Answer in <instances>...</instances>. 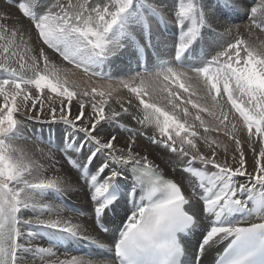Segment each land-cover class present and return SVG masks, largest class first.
<instances>
[{
    "label": "snow or ice",
    "instance_id": "1",
    "mask_svg": "<svg viewBox=\"0 0 264 264\" xmlns=\"http://www.w3.org/2000/svg\"><path fill=\"white\" fill-rule=\"evenodd\" d=\"M136 2L107 0L93 3L92 0H83L74 3L73 0H48L42 8L41 0H14V7L21 21H28L42 45L53 49L63 60L77 67L83 65L87 72L123 47V43L116 37L130 31L135 22L133 7ZM148 6L158 15L172 14L171 22L181 30L175 44L176 60L197 41L202 29L220 33L225 43L202 68L175 69L167 66L151 74L147 71L137 72L121 79L120 84L128 90V106L121 105L120 111L113 109L107 99H103L105 92H98L95 88L91 92L81 93L89 97L87 112L81 100L77 99L73 105L77 92L66 86L67 82L58 70L49 72V57L44 47L36 48L35 55L25 60L19 55L17 39L19 37L22 40L27 30L15 27L9 29L5 23H0V69L13 76L12 79L0 80V264H35L37 257L41 258L43 264H179V258L184 254L179 234L200 226L203 216H211L213 219L199 245L197 260L206 250L225 240L228 245L219 255L217 264H255L257 258L264 254V191L259 198L252 195L257 185L264 189V47L234 37L232 33L235 24L222 18V13L229 9H244L253 24L264 26V0H255L251 5L245 0H177L171 8L158 3H150ZM144 23L147 27V20ZM13 57L17 58L19 69L9 63ZM92 74L102 75L97 71H92ZM161 77L164 82H176L178 88L188 93L189 97L195 95V91L190 88L191 83L201 85V90L211 100V107L191 98L184 103L191 104L197 110L194 119L204 128L205 135L176 112L180 108L175 102L179 93L171 90L170 83L161 91L167 92L165 99L171 108L157 103L152 95V84L154 79L159 80ZM184 81H188V84ZM50 94L66 97L59 106L49 104L47 117L50 121L68 124L77 132L84 133L86 141L97 146L87 157L82 169L92 163L97 152L104 150L108 153L109 160L89 181L92 188L91 201L94 202L97 217L116 199L115 196L110 197L108 192L121 173L112 166L133 164L139 170L136 180L137 186L143 188V195L115 243L118 261L75 255L60 259L53 251L54 246L33 247L32 241L26 239L36 234L24 228V225L81 238V229L70 222L41 219L39 215L24 218L23 210H35L38 206L59 215V206L42 203L43 197L49 190L63 192L70 185L57 179H31L33 169L16 156L10 144L6 143L20 131L22 120L29 113H32L33 119H39L36 113L44 112V101ZM108 95L111 98V89ZM97 96L101 97L99 101L95 99ZM221 96L226 98V102L246 126L247 135L243 138V144L233 136L232 155L227 152L218 155L216 141L209 142L206 135L209 128L200 115L206 112L209 116H215L214 109L219 106ZM105 106H108V115L105 114ZM129 108L142 111L143 119L139 122L154 125L162 138L160 142L172 152L187 158L186 163L190 165L199 161L209 166L211 177L207 183L202 181L199 185L203 189L202 195H186L180 183L159 174L147 156L132 149L131 142H125L124 148H117L119 142L116 137L106 139L93 135L102 122L116 120L121 116V111L128 113ZM180 111L185 118L190 115L187 107ZM129 115L135 118L136 113ZM227 121L228 115L221 109L220 125L226 126ZM200 140L207 145L205 154H202L203 145L198 147L197 141ZM249 146L253 154L251 172L248 171L245 154ZM69 147H75L74 140L69 141ZM83 147L82 143L75 147V151L79 152ZM125 148L128 150L125 151ZM67 159L73 166L80 167L79 162L71 156ZM106 168H110V171L101 180ZM187 171L201 178L205 175L197 168L189 167ZM238 177H244L249 183L238 184ZM244 193L248 194L247 200L239 195ZM37 197L41 202H37ZM249 201L252 207H249ZM197 205H202L199 212ZM234 213H241L242 218L231 222L228 217ZM25 251L30 252L31 256L21 255ZM45 256L55 258L45 259Z\"/></svg>",
    "mask_w": 264,
    "mask_h": 264
},
{
    "label": "bare ground",
    "instance_id": "2",
    "mask_svg": "<svg viewBox=\"0 0 264 264\" xmlns=\"http://www.w3.org/2000/svg\"><path fill=\"white\" fill-rule=\"evenodd\" d=\"M12 0H0V17H6V19H0V23H5L6 26L9 29H12L13 27L17 29L27 31L24 32L23 39H17V43H19V55L23 56L25 60H29V56L35 55V49L38 47H44L45 54L49 57L48 62V70L49 72L52 71H59L60 76L62 79L66 78L70 81V84L66 86L73 91L77 92V96L73 98V105H75V101L77 99L81 100L82 103L85 104V111H88V100L89 97H85L81 95L83 92H89V89L91 88H97V86H89L87 80H83L80 74L79 68L77 67L78 71L74 69L72 66L68 65L69 63H64L61 61L53 52L49 51L47 47L43 46L41 42L37 39V34L35 31L29 26L28 21L26 19L21 21L20 14L16 11L14 7L9 4V2ZM82 1V0H81ZM98 1V0H96ZM145 2L144 5H148L150 3H158L163 4L169 8L173 7L176 3L174 1L176 0H141ZM77 2V0H76ZM245 2L248 5H251L249 0H245ZM6 3V4H5ZM151 13V29L153 36H157L158 40L155 41V48L159 47L160 44H164L165 46H169V49L163 46H160V49H158V55L160 56V59H163L165 61H168L169 64H176L175 59H172L171 57H174L175 54V48L176 45L170 47L173 43V38H169L168 35L165 36L163 34V29L160 30L159 27L155 25L154 19H160L161 15L156 14L153 12V10L149 7L148 8ZM11 13L10 16L7 14ZM146 13V12H144ZM164 16L161 17L163 20V17H166L168 19V24L170 25L168 28H166V32H174L178 38L180 35V29L175 26L174 23L171 22V15L170 13L162 14ZM230 17L233 21H239L242 18H247L248 22H245L240 25H235V28L233 30L232 35L236 38L238 36H242L246 41L249 43H252L256 45L257 47H264V34L259 32L258 30L254 29L253 26H251L252 21L248 16L247 11L244 9L239 10H232L229 9L222 13V16ZM145 18L147 19L148 16L145 14ZM144 18V19H145ZM223 18V17H222ZM249 19V20H248ZM227 21H229L227 19ZM231 23V21H229ZM142 23V21H141ZM164 25V24H163ZM161 28V27H160ZM203 32L201 33V36L198 38V40L202 37L201 41H203V47L199 48V44L194 46V49L187 50L182 59L184 61L185 67L192 68V69H199L207 65V63L210 61V58L212 59L220 50L221 47L225 43V38L222 37V35L212 29H202ZM169 33V34H170ZM124 34V33H123ZM115 35V33H114ZM125 35L120 34L117 36V40L121 43H123V47L120 48V51L116 53L115 55H112L115 57V59L110 58L109 61H105L102 63L101 67L96 69V71H104V70H110L114 75L120 76V74H125L129 76V74L132 76L134 71H136L135 67L138 66L139 71H141L142 66H144V59H141V65L139 66L138 60L136 59V53L134 49L131 47V41L129 43L126 41L128 39H124ZM168 36V37H167ZM129 38V37H128ZM158 42V43H157ZM2 43V41H0ZM193 45H191L192 47ZM33 48V50H31ZM172 48V49H171ZM135 50H138L137 48ZM174 54H173V52ZM128 52V53H127ZM132 52V53H131ZM124 53L126 56H124ZM148 53V52H147ZM150 55V54H149ZM110 56V57H112ZM140 55H138V58ZM143 58V57H142ZM158 59V58H157ZM157 59L154 60V62H157ZM2 60V58H0ZM149 61H147V65ZM9 63L12 67H16L19 69V63L17 61L16 57H13L9 60ZM167 63V64H168ZM157 64H162L160 61ZM83 66V65H82ZM172 66V65H171ZM111 74V73H110ZM7 75V74H6ZM28 76L31 75L30 72L27 73ZM190 75V74H189ZM12 76V74H11ZM122 76V75H121ZM13 77V76H12ZM96 78V77H94ZM74 79H77V81ZM181 80H183V77H181ZM79 81V82H78ZM81 82V83H80ZM92 82V81H91ZM186 85L188 84V81H184ZM78 83V84H77ZM82 84L83 88L79 85ZM170 82H164L161 79L153 80L152 88H153V97L156 99L157 103L159 105L166 106L167 108H171V105L167 103V100L165 97L167 96V92H162L161 89L164 88L167 84ZM103 87H111V90H114L112 85H107L108 83H105ZM103 85V84H102ZM171 90L176 91L179 93V96L176 99V103L180 105V108L176 109V112L181 116L182 119H187L190 123H193L196 126V129L202 134L204 133V128L200 126L199 121H196L194 119L197 110L194 109L191 104H185L184 101L191 98L192 100H196L198 103H201L202 105H208L211 107V100L205 96L204 92L201 90V85L192 82L190 87L192 90L195 91V95L189 97V94L184 93L181 91L178 87H176L175 82L170 83ZM120 86V85H119ZM109 87V88H110ZM122 85L120 86L119 90L117 91L115 89L114 91V99L108 100L105 97L103 99H107L108 105H110L113 109L120 111L121 105L124 107H127V99H128V91L121 89ZM92 90V89H91ZM90 90V92H91ZM183 90V89H182ZM46 92L48 90H45ZM105 92V91H103ZM107 94V92H105ZM115 98H117L119 101H115ZM65 97H58L56 94H50L48 95V98L46 101H44V112H38L36 115L39 117V119H33L32 113H29V115L22 120V125L26 124V126L31 127V132H29L28 127L22 126L20 131L17 133V135L20 136H26V138H35L34 144L32 143H23L20 140L12 141L11 149L14 151L15 155L20 157L24 163L31 169H33V175L31 179L35 180L37 178H44V179H57L60 181L67 182L70 187L68 190L60 192L58 191L56 198L53 196H48L47 191L46 194L43 197L42 203L53 205V206H59L61 209L59 215L55 214L54 211H50L48 208H41L36 207L35 210L32 208L23 210V213H26V215H23L25 219L28 218H34L35 216L39 215L41 219H61L63 221L70 222L73 225L78 226L80 231V239L78 238H72L67 237L65 234H57L53 230L50 229H43L39 227H35L32 225H24L23 227L29 230H35L38 231V235L36 234L34 237L26 238L30 239L32 241L33 247H45L47 248L49 245L54 246L53 251L56 252V254L60 257V259L69 258L72 255L75 256H82L86 257L82 250L84 248H87L91 250L95 257L92 259L95 260H108V261H116L114 259V256L112 255L113 252H110L109 249L112 248V243L114 241L116 231H117V225L119 222H125L127 219L132 215L134 211L135 201L131 204H129V199L124 194L117 204L115 209L114 217H109L107 214L105 216V221L107 224L111 227V230L105 234L102 231L98 229L97 223L95 222V214H94V202L91 201V193L92 188L89 183L90 177L92 175H95L100 167L103 166L105 162L109 160L108 153L104 150H101L96 153L95 158L93 159L92 163L88 165L87 168L82 169V165L87 161V157L96 150V145L91 141L85 140V134L82 132H77L76 130L70 128V126L64 122H55L52 123L50 121V118L47 117V109L49 104L53 106H59L62 104V102L65 100ZM96 101H99L101 97L97 96ZM121 99V101H120ZM219 106L214 109L215 116H209L208 113H200L202 119L205 120L206 124L205 126L209 128V132L206 133V135L209 138V142L216 141V144L218 146L219 152L224 153L227 152L229 155L233 154V148H234V140L233 136H235L236 139L241 140V144H243V138L247 135L246 132V126L241 122L242 118L239 117L238 113H236L233 109H231L230 105L226 102V98L224 96H221L219 98ZM135 104V101H133ZM39 107V105H38ZM187 107L189 110L190 115L188 117H183L182 112L180 111L181 108ZM221 109L225 114L228 115V121L225 125H220L219 120L221 116ZM135 112V118H130V113ZM105 114L108 115V106H105ZM17 119H20L19 114H17ZM143 119L142 111L136 110L134 108H129L128 113H124L121 111V116L118 117L114 121H105L102 122V124L97 128L96 132L93 133V135H99L101 137H104L106 139H110L112 137H116L117 141L119 143L116 144L117 148H124L125 142H131L132 149L138 150L141 155H145L148 157V159L152 162L153 165H155L156 169L164 173L168 178L173 179L177 182H179L183 188L188 191H186V195H191L195 197V193L202 194V189L200 188V183L203 181L204 183H207L208 179L211 177V171L209 170V166H204L200 162H198L200 165L197 164V161L193 162L194 165L192 168H197L200 172L205 173L204 177L201 178L200 176H197L194 172H189L187 169L190 167L188 163H186L185 157L180 155L177 152H172L170 149H168L163 143H161V137L159 136L158 129L155 128L154 125H144L141 124L139 121ZM24 121H26L24 123ZM120 125L126 126V128H123L125 130H120ZM117 125V126H116ZM235 125V127H233ZM130 127V128H129ZM130 129V130H128ZM49 131V132H48ZM130 131V134L133 135L132 132H142L149 136H153L155 134V142L148 146V137L141 138L136 137L137 139L134 140L135 136L129 137L128 132ZM34 132V136H32ZM153 132V133H152ZM41 137V135H43ZM28 135V136H27ZM43 140V142L38 141ZM74 140L75 141V147H78L80 144H84V147L79 151H75V147H69V141ZM134 141V143H133ZM115 143V142H114ZM154 144V145H153ZM198 147L203 145L202 154H205L207 152V145L203 143L202 140L197 141ZM40 149V151H39ZM127 151L128 149H124ZM55 151V152H54ZM238 151V150H237ZM158 152V153H157ZM60 153L64 160L68 156H71L73 159L77 160L80 164V171L76 173L74 169L69 168L65 162H62L58 158V154ZM158 154H162V157H164V161L169 163V167L165 166V163H162V165L159 164V161L157 160ZM246 157H247V163H248V171H252V152L251 147L249 146L246 150ZM59 159L60 161H58ZM257 161L259 162V157H256ZM41 163L42 168L36 166L35 164ZM234 164V161L232 162ZM127 165H113L112 167H116L120 171V175L115 179L120 184L122 183L123 186L129 182L128 179V171H127ZM110 171V168H106L104 170V173L101 175L100 179L102 180L104 175H107ZM192 178V180L190 179ZM238 184H245L249 183L244 177H238L237 178ZM249 187H251V184H249ZM194 190V195L190 193V191ZM263 189L260 188L259 185L256 186V188L253 190L252 194H258V198L260 196V193ZM58 194L61 195L67 201L70 203V206L66 205L64 200L61 199V202L55 201L58 199ZM241 198L247 200V193L239 194ZM66 197V198H65ZM37 202H41L39 197L36 198ZM202 203V201H200ZM249 207H252V202L249 201ZM63 204H65V207ZM71 206H75L76 208H72L71 213H69ZM197 211L199 212L200 207L199 205L196 206ZM202 207V205H201ZM92 208V211L90 212V209ZM29 212H32V215H29ZM82 214V215H80ZM28 215V216H27ZM236 215L235 213L232 214ZM240 214L236 215L232 218V216L228 217V220L231 222H236L237 220L242 218V215ZM109 217V218H108ZM212 221L211 216H203L201 220L200 226L192 229L189 231V234L187 236V239L185 241L186 244V250H185V257H184V264H195L197 262L196 259V246H199L201 241L204 239V234L207 232L208 228L210 227V222ZM37 233V232H36ZM186 237V236H185ZM25 239V238H22ZM44 241L46 244H44ZM45 245V246H43ZM47 246V247H46ZM95 246H102L105 248V250L95 251ZM111 247V248H110ZM195 248L194 256L191 254ZM192 248V249H190ZM224 246H220L218 244L212 246L208 250L205 251L203 254V258L200 260L199 264H213L215 261V254L223 251ZM21 255H28L31 256V253L28 251H25L21 253ZM54 259L55 257H47L45 256V259ZM35 264H43L40 257H37L35 260Z\"/></svg>",
    "mask_w": 264,
    "mask_h": 264
},
{
    "label": "rangeland",
    "instance_id": "3",
    "mask_svg": "<svg viewBox=\"0 0 264 264\" xmlns=\"http://www.w3.org/2000/svg\"><path fill=\"white\" fill-rule=\"evenodd\" d=\"M250 1V3H255V0H249ZM73 2L75 3L76 2V0H73ZM77 2H83V0L81 1V0H77ZM92 2L93 3H103V2H107V0H98V1H96V0H92ZM143 1H141V0H137V2H136V4H134V7H133V11H135V13H136V15L134 16V23L131 25V28H130V31L129 32H126V33H124V34H122V35H125L124 36V39H128V40H126L128 43H129V41H131V47L134 49V51H135V53H136V59L137 60H139V58H138V55H143V56H145L146 58H151L150 56H152L153 55V53H156V55H157V62L156 63H158L159 61L163 64L164 62H166V63H168V61H165V60H163V59H160L161 57L160 56H163V55H158V49H160V46H163L164 44L162 43V44H158L159 45V47H157V48H155V41H157L158 40V37L156 36H153L154 35V33L152 34V29H151V25H150V23H151V16H152V13H151V11L148 9L149 8V6L148 5H144L145 4V2H143ZM177 2V0L176 1H174V3H176ZM47 3H48V0H41V7L43 8L44 6H46L47 5ZM6 4V3H5ZM9 4H11V6L12 7H14V0H12V1H10L9 2ZM15 8V7H14ZM144 12H146V13H144ZM145 14L148 16V18L146 19L145 18ZM162 16H164V15H161V17ZM161 17H160V19L158 20V19H154V23H155V25H156V27L158 26L159 27V29L160 30H162L163 29V34H165V36L166 35H168L169 36V38L171 37V38H173V37H175V38H173V43H172V45H170V47H172L173 48V46L178 42V36L174 33V32H166V28H168L170 25L168 24V19H166V17H163L164 19L162 20L161 19ZM223 17V19H225V20H229V21H231V23H233V24H235V25H240V24H243V23H245V22H248L247 21V18L245 17V18H242L241 20H239V21H233L230 17H228V15L227 16H222ZM145 18V19H144ZM145 20H147V22H148V26L146 27L145 26V23H144V21ZM249 20V19H248ZM141 21H142V23H141ZM164 24V25H163ZM175 26H176V24H175ZM251 26H253L254 27V29H256V30H258L259 32H261V33H263L264 34V29H261V27L262 28H264V26H257V24H251ZM161 27V28H160ZM262 30V31H261ZM203 32V30L201 31V33ZM36 33V32H35ZM170 33V34H169ZM167 36V37H168ZM129 37V38H128ZM238 38H243L242 36H238ZM201 39H202V37L199 39V40H197L196 42H195V44L192 46V47H190V49L191 50H193L194 49V46H196L197 44H199V48L200 47H203V41H201ZM244 39V38H243ZM39 40V39H38ZM39 42H41V44H42V41L41 40H39ZM158 43V42H157ZM129 45H130V43H129ZM43 46H45V45H43ZM45 47H47V46H45ZM166 47L169 49V46H165L164 45V47L163 48H165L166 49ZM138 49V50H135V49ZM171 48V49H172ZM49 51H51V52H53V54H55L61 61H63L64 63H69L68 61H65V60H63V58L62 57H60L59 56V54L58 53H56L53 49H50V48H47ZM31 50H33V48H31ZM34 50H35V47H34ZM189 50V49H188ZM120 51V50H119ZM118 51V52H119ZM117 52V53H118ZM148 52V53H147ZM173 52V51H172ZM128 53V52H127ZM132 53V52H131ZM150 54V55H149ZM173 54H174V52H173ZM34 55V54H33ZM124 56H126V54L124 53ZM28 57H31V56H29L28 55ZM110 58H112V59H115V57H108V58H106L104 61H103V63L105 62V61H109L110 60ZM172 59H175L173 56L171 57ZM182 59H184V57L182 56L181 57ZM155 59V60H156ZM210 60H211V58H210ZM140 63V61L138 62V64ZM169 64V63H168ZM173 65H175L174 63H172ZM68 65H70V66H72L74 69H76L77 71H78V69H77V66L74 64V63H69ZM101 65H102V62L99 64V65H97V66H93V69H92V71H96V69H98L99 67H101ZM166 64H164L163 65V67L165 66ZM167 66H171V65H167ZM167 66H165V67H167ZM162 68V67H161ZM160 68V69H161ZM135 69H136V71H134L133 73H131V74H133V75H135L137 72H140L139 71V69H138V66H136L135 67ZM156 69H158V71H160V69L159 68H156ZM183 69V68H182ZM79 71H80V74L82 75V79L84 80H87V81H89L88 82V85L90 86H97V88H95L98 92L99 91H105V92H107V94L105 93V96H106V98L108 99V100H112V99H114L113 97H114V91H115V89L118 91L119 90V88H120V86H121V84H120V80L121 79H124V78H127V77H129V76H131L130 74H129V76H128V74L127 75H125V74H120V76H116V75H114L112 72H110L109 70H104V71H102V72H100V73H102V75H93L92 74V71H85L84 70V67L83 66H81L80 68H79ZM78 71V72H79ZM98 72V71H97ZM154 72H157V71H154V70H151V71H149V74H151V73H154ZM111 73V74H110ZM7 74V75H6ZM122 75V76H121ZM102 76H104V77H102ZM94 77H96V78H94ZM13 77L11 76V73H9V72H7V71H5L4 69H0V80H3V79H12ZM162 78V77H161ZM64 80H66V82H67V85H69L70 84V81L68 80V79H66V78H64ZM75 80L77 81V79H74V82H75ZM92 81V82H91ZM79 82V81H78ZM76 83V82H75ZM81 83V82H80ZM79 83V85L83 88V86H82V84H80ZM105 83H108L107 85H112V87L114 88L115 87V89L114 90H111V98H109V95H108V93H109V90L111 89V87L110 86H108V87H103L104 85H106ZM78 84V83H77ZM103 84V85H102ZM120 85V86H119ZM110 87V88H109ZM178 87V86H177ZM191 88V87H190ZM91 89H93V88H91ZM91 89H89V92H90V90ZM121 89L122 90H125V91H128L126 88H123V87H121ZM181 91H183L182 89H180ZM187 94V93H186ZM66 98V97H65ZM115 101H119L117 98H115ZM120 101H121V99H120ZM0 104H2V97H0ZM18 116V115H17ZM17 116H16V118H17ZM26 121H24V123H25ZM24 125V124H23ZM117 125L119 126V124L117 123ZM116 125V126H117ZM24 127H28V126H26V124L24 125ZM121 127V128H120ZM119 128H120V130H125V129H123V128H126V126H122V125H120L119 126ZM130 128V127H129ZM28 129H29V132H31V127H28ZM127 129V128H126ZM128 130H130V129H128ZM131 131V130H130ZM130 131L128 132V134H129V137L130 138H132L131 136H135V138H134V140L135 139H137L138 137H141V138H145L146 139V137H148L147 139H149V141H148V146L151 144V142L153 143V140H154V138L155 137H153V136H155V134L153 135V136H149L148 134H147V132L145 133L144 131H142V132H136V131H134V132H132L133 133V135L132 134H130ZM49 132V131H48ZM18 133V132H17ZM153 133V132H152ZM19 134V133H18ZM131 135V136H130ZM28 136V135H27ZM32 136H34V132H33V134H32ZM44 136V134L43 135H41V137H43ZM137 137V138H136ZM17 140H20V141H22L23 143H32V144H34V142L33 141H35V138L34 137H32V138H26V136H20V135H15L10 141H6V143H11L12 141H17ZM38 141H41V142H43V140H38ZM133 143H134V141H133ZM154 143H156V142H154ZM154 145V144H153ZM10 146H11V144H10ZM39 151H40V149H39ZM55 152V151H54ZM158 153V152H157ZM58 154V158L62 161V162H65V160L63 159V157H62V155L60 154V153H57ZM158 158H157V160L159 161V160H161V162L162 163H165V166H168L169 167V163L168 162H165L164 161V157H162V154H158V156H157ZM59 159H57L58 161H60ZM185 159H187V158H185ZM161 162L159 161V164L160 165H162L161 164ZM199 161H197V164L198 165H200L199 163H198ZM66 163V165L68 166V164H67V162H65ZM36 166H38V167H41L42 168V164L41 163H38V164H35ZM191 165H194V163H192V164H190L189 166H191ZM69 168H71L70 166H68ZM43 169V168H42ZM76 173H78L76 170H74ZM191 180H192V178H190ZM264 190V189H263ZM184 191L186 192L187 190H186V188L184 189ZM188 192V191H187ZM186 192V193H187ZM57 193H58V191H55V190H51L50 192H48V196H53V197H55L56 198V196H57ZM190 193L192 194V195H194V190H192V191H190ZM197 194H199V193H197ZM200 195V194H199ZM257 195L258 194H255V195H253L254 197H257ZM195 197H198V196H196V193H195ZM66 198V197H65ZM61 199L63 200L64 198L63 197H61V195H59L58 194V199H56L55 201H57V202H61ZM247 199V198H246ZM65 200V199H64ZM64 203V202H63ZM66 204V203H65ZM65 204H63L64 206H65ZM70 204V203H69ZM65 207H67V206H65ZM75 207V206H74ZM199 207L201 208V205H199ZM75 208H77V207H75ZM78 209V208H77ZM71 210L72 209H70V211H69V213H71ZM79 210V209H78ZM92 211V208L90 209V212ZM33 213L32 212H29V215H32ZM23 215H26V213H24ZM80 215H82V214H80ZM28 216V215H27ZM83 216V215H82ZM35 234H37L38 235V231H36V229L35 230H32ZM37 232V233H36ZM44 244H46V242L44 241ZM43 246H45V245H43ZM48 247H49V245H47ZM46 246V247H47ZM195 248L196 247H194V250H193V252H191V254L194 256V253H195ZM190 249H192V248H190Z\"/></svg>",
    "mask_w": 264,
    "mask_h": 264
}]
</instances>
